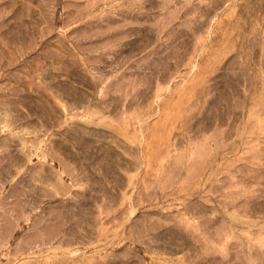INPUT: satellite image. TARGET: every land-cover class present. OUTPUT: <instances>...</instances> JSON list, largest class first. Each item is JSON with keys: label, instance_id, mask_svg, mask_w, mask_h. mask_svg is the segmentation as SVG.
Masks as SVG:
<instances>
[{"label": "rangeland", "instance_id": "obj_1", "mask_svg": "<svg viewBox=\"0 0 264 264\" xmlns=\"http://www.w3.org/2000/svg\"><path fill=\"white\" fill-rule=\"evenodd\" d=\"M0 264H264V0H0Z\"/></svg>", "mask_w": 264, "mask_h": 264}]
</instances>
